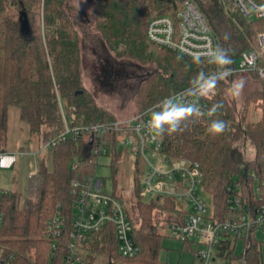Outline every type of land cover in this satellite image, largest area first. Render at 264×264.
Listing matches in <instances>:
<instances>
[{
  "label": "trees",
  "instance_id": "16d2710c",
  "mask_svg": "<svg viewBox=\"0 0 264 264\" xmlns=\"http://www.w3.org/2000/svg\"><path fill=\"white\" fill-rule=\"evenodd\" d=\"M185 1L93 0V28L108 51L117 59L156 68L137 92L138 112L216 74L214 59H193L147 38L151 19L158 16L177 19ZM193 1L217 38L219 55L227 57L225 63H219L221 69L224 72L235 69L244 50L256 49L264 20L245 18L234 0ZM68 2L0 0V152L6 151L12 107L19 109L21 122L29 126L41 145L63 133L65 124L78 127L117 120L84 85L82 40ZM23 10L31 28L27 38L20 31L19 16ZM239 74L243 73L213 80L216 94L209 100L211 117L190 111L191 115L176 132L165 129L163 135L164 153L201 165L203 189L212 201L214 217L219 219L233 214L227 202V187L234 179L242 182L248 201L257 197L256 183L263 188L264 195V80L256 72L247 73L258 79L262 88L251 90L240 110L231 98L233 80ZM251 108L260 112L258 119L252 118ZM213 121L224 122L222 132H209ZM118 141L117 133L107 134L103 139L112 157L113 172L117 171L121 153ZM248 144L255 150L249 158L245 155ZM91 151L87 137L58 143L50 149L51 166L40 165L35 200L20 208L17 194L6 191L1 196L5 220L0 228V247L10 264H62L73 222V180L95 171L97 158ZM252 171L259 182L252 177ZM140 181L136 178L134 182L139 224L133 232L140 253L133 258L123 257L118 251L115 226L109 224L89 236L79 252L78 264H167L160 259L165 236L161 233L163 220L158 217L159 213H178L175 201L144 199L140 195ZM58 213L66 227L54 251L46 230L48 222ZM259 232H264V228L251 232L244 240L245 256L235 255L238 240L227 235L216 249V257L227 264H264V241L258 237Z\"/></svg>",
  "mask_w": 264,
  "mask_h": 264
},
{
  "label": "built area",
  "instance_id": "2783aa9c",
  "mask_svg": "<svg viewBox=\"0 0 264 264\" xmlns=\"http://www.w3.org/2000/svg\"><path fill=\"white\" fill-rule=\"evenodd\" d=\"M241 14L250 20H264V0H234ZM147 38L154 44L179 52L193 59H214L219 55L217 38L212 32L205 16L193 0H186L177 19L170 16H158L150 20ZM239 59L240 65L224 72L216 62V74L211 79L198 83L197 86L185 89L165 97L157 104L138 112L134 117L97 123L89 126L70 127L56 138L43 145V149H51L58 143L72 138L77 140L87 137L92 145V155L96 157L95 170L101 156H108L103 139L107 134L119 135L120 152L126 147L143 160L146 170L140 181V195L146 200L173 199L178 213H174L170 230L171 235L186 243L202 245L203 250L196 256L202 263H208L216 249L227 235L245 240L253 231L264 228V195L260 184L256 183V198L248 201L243 195V184L237 178L227 187L228 205L233 212L227 219L214 217L211 206L202 195L204 174L198 162L175 159L163 152V133H157L148 127L153 111H160L159 105L165 101L193 111L199 116L211 117L209 100L216 94V88H207V82L216 78L236 74L256 72L264 80V31L257 37L256 49L244 50ZM21 154V153H20ZM19 154L0 152V171L14 168ZM264 164V154L262 156ZM74 168H77L75 164ZM252 177L257 180L255 171ZM264 186V180L262 181ZM74 214L69 231L67 253L62 264H78L79 252L93 233L102 231L107 225L115 226L118 240V251L123 257L133 258L140 253L133 232L136 227L125 210L124 202L107 194L103 179L96 176L95 171L85 177L73 180ZM6 190L0 187L1 196ZM208 196V195H207ZM211 200V199H210ZM210 210V212H208ZM5 213L0 204V228L3 226ZM66 223L58 213L47 225L46 238L53 241V250H57V242L65 234ZM242 256H245V247ZM215 261V259H213ZM0 264H10L0 247ZM242 264H246L243 262Z\"/></svg>",
  "mask_w": 264,
  "mask_h": 264
},
{
  "label": "rangeland",
  "instance_id": "374dc122",
  "mask_svg": "<svg viewBox=\"0 0 264 264\" xmlns=\"http://www.w3.org/2000/svg\"><path fill=\"white\" fill-rule=\"evenodd\" d=\"M68 7L82 40L84 85L95 96L98 104L110 111L117 120L134 117L138 112L137 92L142 82L155 71V66L142 65L128 59H117L108 51L93 28V0H69ZM240 61L241 59L238 58V65ZM233 85L234 91L231 98L235 100L240 110L243 108L247 94L253 89L262 88V83L247 73L237 75L233 80ZM251 114L253 119L260 117V112L256 109L251 108ZM4 147L7 152H15L19 156L13 169L0 171V187L17 194L19 207L25 208L37 197L40 185V165L45 163L51 166L50 149H43L39 138L30 131L26 123L21 122L17 107L10 108ZM254 153V147L248 144L246 157H252ZM111 163L110 154L101 156L95 174L103 179L104 191L107 194H116L121 198L130 219L138 226V196L135 193L134 182L136 178L143 177L146 164L127 147L118 157L116 172H113ZM202 197L211 209L210 197L207 195H202ZM173 215L175 214L159 213L158 220H163L161 233L165 236L160 252L161 261L167 264H205L196 256L198 251L204 249L202 245L186 243L171 235L170 223L174 219ZM258 237L264 241V232H259ZM243 252L244 241L239 239L236 243L235 255L242 256ZM206 264L227 263L222 258L212 255Z\"/></svg>",
  "mask_w": 264,
  "mask_h": 264
},
{
  "label": "clouds",
  "instance_id": "9594fccd",
  "mask_svg": "<svg viewBox=\"0 0 264 264\" xmlns=\"http://www.w3.org/2000/svg\"><path fill=\"white\" fill-rule=\"evenodd\" d=\"M226 61V56L218 55L216 57V62L225 63ZM214 85L215 81L207 82V88L209 89ZM166 101L168 100L163 101L159 105L160 111L152 112L151 119L148 122V127L154 129L157 133H163L165 129H167L169 133L176 132L187 116L191 115L189 109L173 106ZM224 127L225 124L223 121H213L209 128V132L219 133L223 131Z\"/></svg>",
  "mask_w": 264,
  "mask_h": 264
},
{
  "label": "water",
  "instance_id": "95a60500",
  "mask_svg": "<svg viewBox=\"0 0 264 264\" xmlns=\"http://www.w3.org/2000/svg\"><path fill=\"white\" fill-rule=\"evenodd\" d=\"M19 23H20V31H21L22 36L25 38L29 37L31 35V28H30V23H29L27 14L24 10L21 11L20 13Z\"/></svg>",
  "mask_w": 264,
  "mask_h": 264
}]
</instances>
